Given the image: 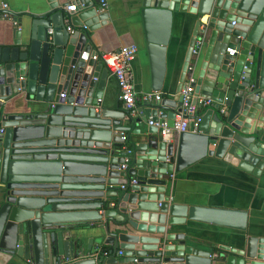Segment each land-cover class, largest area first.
<instances>
[{
	"label": "water",
	"instance_id": "1",
	"mask_svg": "<svg viewBox=\"0 0 264 264\" xmlns=\"http://www.w3.org/2000/svg\"><path fill=\"white\" fill-rule=\"evenodd\" d=\"M48 2L40 15H13L20 28L0 43V264H264V237L216 247L181 230L188 220L243 230L242 212L189 206L169 194L172 175L206 155L259 175L264 0H142L153 91L161 87L173 21L193 22L178 94L160 115L152 106L136 115L119 104L103 107L105 82L115 76L93 58L100 52L91 33L107 18L98 0ZM193 56L194 93L211 103L198 109V132L190 122L175 146L156 126H137L161 117L173 125ZM17 96L19 111L11 107ZM83 222L103 223V242L121 254L102 248L78 259L70 234Z\"/></svg>",
	"mask_w": 264,
	"mask_h": 264
},
{
	"label": "crops",
	"instance_id": "2",
	"mask_svg": "<svg viewBox=\"0 0 264 264\" xmlns=\"http://www.w3.org/2000/svg\"><path fill=\"white\" fill-rule=\"evenodd\" d=\"M1 3L7 4L8 15L0 16V43L2 40L12 39L13 30L18 26L13 20V15L26 13L40 15L49 9L48 0H0ZM141 8L142 0H107L106 8L99 10L106 12L107 18L99 20V27L92 31L91 37L96 51L99 52L118 50L130 44L137 46L138 52L130 66L134 90L137 96L157 92L160 93L161 99L144 102L137 98L136 108L152 106L160 115L171 109L169 104H164L165 100L172 103L174 96L178 94L176 89L193 22L182 27V16L181 19L173 21L171 37L165 52L161 87L159 91H153L151 66L145 50ZM22 19L27 20L26 16H22ZM194 59L193 56L189 66L196 74ZM20 96L15 97L11 103L13 110L22 105L23 97ZM102 99L105 108L114 110L117 104L123 108L115 78L109 77L106 80ZM136 114L137 111L134 115ZM148 125H150L148 121L141 122L137 128L145 129ZM178 137L179 134L174 133L166 141L177 146ZM169 194L174 202L186 203L189 206L242 212L238 219L242 221L243 230L203 220H188L181 230L203 243H210L216 247L233 246L247 236L264 237V163L259 175L254 176L221 158L206 155L172 175ZM74 229L70 237L77 240L79 245L78 259L92 258L102 248L119 251L114 244L107 245L103 242L105 232L101 222L77 223Z\"/></svg>",
	"mask_w": 264,
	"mask_h": 264
},
{
	"label": "built area",
	"instance_id": "3",
	"mask_svg": "<svg viewBox=\"0 0 264 264\" xmlns=\"http://www.w3.org/2000/svg\"><path fill=\"white\" fill-rule=\"evenodd\" d=\"M98 4L100 9H105L107 6V0H98ZM8 6L6 3L0 4V16L7 17L8 15ZM64 10L67 12L65 17L70 16V11L75 10V5H67L64 6ZM2 11V12H1ZM66 19V18H65ZM68 30H71L70 27H67ZM48 34L51 35L53 32V28H49L47 30ZM202 45V39L198 38L195 41L194 47L192 49V53H197L198 49ZM138 52V48L135 44H130L126 46L120 47L118 50L110 51V52H100L99 57L94 55L93 58L101 59L107 68L111 71V73L115 76V79L119 86V97L123 102V108L129 110L131 114H135L136 112V99L147 102L151 100H160L161 95L157 92H147L142 95L137 96L133 82H132V74L130 71V66L132 60L135 58V55ZM227 53L229 55H233L234 50L232 48H227ZM188 76L187 83L180 90L181 95V103L177 107V111L175 114V118L172 126H168L167 122L164 118H159L157 121H153L151 119L148 120L150 125H154L160 129V133L165 140L171 138L174 133H181L188 130V126L190 122H193V132H198V123L199 118L196 116L198 109L207 106L211 103V99L204 98L201 96H196L194 93L193 83L195 81L194 76L192 75L191 66L188 67ZM196 98V101H193ZM0 132H3V128H0ZM124 138V135H123ZM127 159L128 155L131 153L130 148H125ZM125 167V164H123ZM132 183L135 180L131 181ZM120 189H124V185L119 186ZM121 254V251H118Z\"/></svg>",
	"mask_w": 264,
	"mask_h": 264
}]
</instances>
